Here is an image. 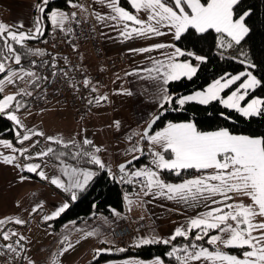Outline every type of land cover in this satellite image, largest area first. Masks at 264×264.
Segmentation results:
<instances>
[{
  "label": "snow or ice",
  "instance_id": "obj_1",
  "mask_svg": "<svg viewBox=\"0 0 264 264\" xmlns=\"http://www.w3.org/2000/svg\"><path fill=\"white\" fill-rule=\"evenodd\" d=\"M104 2L111 12L99 13L97 19L106 17L107 20L119 25L121 30L118 34L122 39L132 36H160L166 31L173 33L174 39L178 41L189 28L201 34L213 29L220 36L218 48L231 49L233 45H240L251 31L249 24L246 23V17L249 16L251 9L239 13L234 11L238 0H131L135 13L121 6L119 0H104ZM67 3L80 9L85 8V5L78 0H67ZM141 10L146 12L147 19L140 17ZM39 11L43 13L44 8L41 7ZM46 15L54 30L61 29L66 33L74 31L71 27L73 22L79 23L76 20V12L55 8ZM6 29L8 30L5 33ZM42 32L43 24L39 15L36 17L34 32L18 31L14 26L9 27L0 23V37H4L5 47L8 50L7 55L0 58V73H6L0 78V92L4 91L6 83L24 82V86L19 87L18 91L0 97V114L6 115L15 123V139L20 141L21 145L17 148L12 140L0 139V145L11 149L8 153L0 152V159L5 163L18 165L21 171L27 169L36 173L67 194L64 202L54 204L49 211L44 209L46 201L40 200L32 206L31 213H40L41 219L45 222L61 217L96 175L92 167L79 166L86 162L98 169L106 170L114 178L124 180L126 176L132 183L138 185L143 196L163 195L169 199L183 200L189 207L203 205V211L188 218L186 224L175 227L170 236H139L134 241L137 245L157 242L170 244L178 236L188 238L195 229L194 238L189 243L172 245L167 255L173 256L182 252L177 258L182 259L183 264H188V261H200L202 258L210 264H264V135L236 132L223 126L205 131L201 130L194 120L179 122L169 120L166 126L153 130L152 124L160 118L157 114L152 117L149 126L143 129V134L137 133L139 141L148 142L151 166L145 165L134 170L131 168L132 161L138 160L144 153L143 144L136 142L130 144L128 148L131 159H126L117 165L119 170L117 176L100 154L101 146L94 144L87 135L79 137V134H76L79 138L78 146L77 138L65 139L61 135H48L40 128L29 127L22 118L20 109L25 108L27 104L24 97L33 95V91L41 88V81L47 80V77L37 75L34 67H13L9 61L14 60L16 65H20L25 56L44 55L46 50L27 48V52L22 53L8 43V39L11 38L13 42L27 47L26 39L35 38ZM72 47L75 49L77 45L73 44ZM157 49L171 50L162 59L153 62L150 72V78L159 81L158 87L153 85L158 103L163 111H167L164 105L172 103L175 94L171 93L166 85L181 78L191 79L201 66L199 62L207 61L208 56L168 42L151 43L146 47L129 49V51L143 53ZM189 58H194L197 63ZM37 63L36 59L29 61L30 65ZM243 63L248 66L243 71L234 73L224 71L203 89L178 95L176 103L183 106L189 101H197L209 105L217 101L228 109L238 111L243 117L264 115V97L254 96L245 104L241 103L249 95L250 90L264 84V81L249 70L255 69L256 64L247 59ZM56 64V59H52L51 65L55 68ZM57 70L67 75L63 69ZM133 71L138 70L133 69ZM242 77L244 79L234 90H230L226 95L222 94L225 89H230L231 85L241 81ZM89 83L90 78L86 76L83 84L87 86ZM93 91H95L94 87ZM119 91L129 90L121 88ZM98 99L106 101L107 94L99 96ZM96 100L97 97L93 96L88 103L91 104ZM220 115L229 120L233 119L226 112H221ZM84 131L86 132V129ZM39 137L50 143L40 148L42 141ZM128 139L131 141L132 136ZM25 142H28L27 145ZM57 145L62 146L64 151H60ZM68 156L76 163L69 164L65 159ZM20 157H24V162H21ZM36 158L43 159L37 162ZM50 164L58 169L60 174L55 172L50 174L46 171ZM190 169L198 174L179 182H168L161 176V170H169L180 175ZM62 176L67 177V181L62 179ZM25 179L24 175L19 176L20 181ZM241 197L250 198V202H246ZM17 204L19 205V201ZM111 211L117 213L115 208ZM12 221L21 225L27 223L19 215L5 216L0 219V226ZM75 223L72 221L73 225ZM210 232L212 234H209ZM97 234L95 231L88 233V235ZM0 236L5 241L12 240V243L2 245L4 250L11 252L13 256L28 259L25 255V246L22 244V241L27 240L26 236L12 228L0 231ZM205 236L209 244L214 246V250L197 243ZM105 242L109 241L105 240ZM72 247L73 241L64 236L59 251L62 253ZM228 247L246 250L241 256L227 251ZM113 250L123 251L120 248L110 247L96 248L94 251L98 256L100 253ZM28 264H36V261L28 259ZM125 264H165V260L156 256L153 260H127Z\"/></svg>",
  "mask_w": 264,
  "mask_h": 264
},
{
  "label": "crops",
  "instance_id": "obj_2",
  "mask_svg": "<svg viewBox=\"0 0 264 264\" xmlns=\"http://www.w3.org/2000/svg\"><path fill=\"white\" fill-rule=\"evenodd\" d=\"M128 1L131 4V0ZM22 2L25 3L26 7L24 6V9H19V6L21 5ZM43 2L44 0H0V20L4 22L3 24H5L4 21L5 18L3 17L4 14L3 10L6 11L10 10L8 12H10L11 16H13L16 20H20V21L16 23V25L18 26L12 25L9 27L14 26L23 29L21 26H24L25 19L29 20V22H31L32 19L36 20V17L38 16L39 13V6ZM78 2L84 4L85 8L80 9L79 7H76L75 9L71 8V10L76 12L78 15L80 14L79 16H81L82 18L94 19V21L97 23L98 31L106 54L110 56L116 54H124L127 58V64L123 67L116 68L113 71V76L107 86L94 87L95 91H93V87L90 88L89 98L91 99V97L96 96L97 100L89 104L88 110L83 115L76 117V111L69 106L49 105V107L50 110H54L55 112L57 111L58 115L63 118H66L67 116L68 117L72 116V119L74 117L75 120H77L81 124H84L85 128L86 127L94 128L97 132L100 133L101 131H103L107 136H110V139H108V152H107L106 162L109 165V167H111L112 172L117 174L118 176L119 170L117 168V165L126 159H131V156L128 154V148L130 144L140 142L144 146V153L148 152V142L139 141V135H137V133L143 134V129L147 127V125L151 122L152 117L154 115H157L161 108L160 104L158 103V98L156 97V89L153 87V85H156L158 87L159 81H157L154 78H150V72L153 68V62L157 59H162L164 55H167L171 51L170 49H157V50H150L141 53L138 51H129V49H138L140 47H146L151 43H157V42L175 43L176 40L174 39L173 33H169L166 31L164 32L163 35L160 36H150V37L132 36L131 38L128 39H122L118 34L120 29L119 25H117L113 21L107 20L106 17L104 19H97V15L99 13L111 12V9L107 7V4L104 2V0H78ZM95 6L105 8V11L104 10L98 11L95 9ZM10 7L14 9H12L11 11V9H9ZM133 12L135 13L134 8H133ZM139 15L141 18L147 19V14L143 10H141ZM50 25L51 27H53L51 22ZM107 26H108V30H107ZM29 29L31 30L32 28L29 27ZM43 34H41L40 36H42ZM40 36H37L35 38H39ZM26 46L28 48L45 49L46 54L35 55V57H39V58L47 57L51 52L47 50V48L40 43L30 42V44H27ZM219 50L223 54L231 56L229 55V53H231L232 50L229 51V53H226V51L220 48ZM65 54L66 53L63 51L58 54L59 56L56 54L59 57L60 62L63 61ZM81 58L88 63L91 64L94 63L92 54L88 50L81 54ZM193 62L197 63L195 60H193ZM11 66L25 67V66L16 65L14 60H12ZM133 69H137L138 71H133ZM36 72L37 75H39V70H37ZM169 83L168 85H166L167 88L169 86ZM12 85L14 84H11V86ZM15 85H17V88L12 86V89L16 88V90H18L19 87L24 86V82H18ZM121 88L128 89L129 91L121 92L119 91V89ZM34 93L35 91H33V94ZM104 94H107V100L106 101L99 100L98 97ZM189 102H197V101H189ZM117 121H119V123H116ZM68 128L70 132L72 129L71 126H69ZM81 133L84 134L83 130L81 131ZM129 136H132L131 141L128 139ZM25 145H27V142H25ZM0 147L3 149L4 153L5 152L8 153L11 151V149L5 148L3 145H0ZM166 155L168 154L166 153ZM141 156L142 155H140L139 158ZM142 167L144 166L138 167L136 163L133 166H131L132 169L142 168ZM26 174H28V172ZM31 177L33 178V180L32 182H28V184L30 185L34 183V180L41 181L38 175L32 176L31 174ZM64 179L65 181H67L66 177ZM123 181L125 183L124 196H123L124 211L120 214H116L114 218L108 217L109 220H107L108 223H106L107 227L104 230L105 233L98 236L96 240L93 241V243L86 249L85 255L81 261V263L83 264H88V262L93 257V254L95 252L94 250L96 248H101V245L105 243V240L108 241L112 239L113 241L112 230L123 223L148 219L149 215H151L156 221L157 225L155 226L151 222H149L148 230L142 236L161 235L168 237L171 235L175 227H177L178 225L186 224L188 218L204 210L203 205H194L192 207H189L183 200L169 199L168 197L163 195L157 196L154 194H150L148 196H143L137 184L132 183L131 180L128 179L126 176ZM59 193L61 194V192ZM241 198L245 199L246 202H250V198H244V197ZM1 217L2 216L0 215V219ZM96 217L97 215L94 218ZM104 221H106V219ZM95 226L96 225H92L91 227H89L91 228L89 230H92ZM66 228L70 229L69 231L74 230L73 233H75L78 226L75 227L73 226L72 223H68L62 226L58 232ZM85 233H89V231ZM75 234L80 235L81 233H75ZM6 242L12 243V240L10 239L7 240ZM25 243L26 242H24L23 244ZM157 243H162V242H157ZM130 245H137V244L132 242ZM103 248H105V246H103ZM228 249L242 250V253L244 250H246L237 247L226 248V250ZM25 250H26L25 255L27 256L28 259L36 261V264H43L41 262L42 260L41 252L33 253V255L30 256V254L28 255L27 252V245H25ZM210 250H214V249H210ZM242 253L240 254L241 256ZM233 254L239 255L237 253H233ZM28 259H23V263L28 264ZM153 259L154 258L141 259L138 257H128L123 259L109 260L101 264H125L127 260H153ZM165 264L168 263L165 262ZM181 264H183V260H181ZM188 264H210V262L202 258L200 261H188Z\"/></svg>",
  "mask_w": 264,
  "mask_h": 264
},
{
  "label": "trees",
  "instance_id": "obj_3",
  "mask_svg": "<svg viewBox=\"0 0 264 264\" xmlns=\"http://www.w3.org/2000/svg\"><path fill=\"white\" fill-rule=\"evenodd\" d=\"M43 4L44 3L40 4L39 7L43 6ZM120 4L121 6L133 11V7L128 0H120ZM71 5L72 4L67 3V0H51L46 4V8L42 13L46 23L45 33L37 39L29 40V42L40 43L51 52L47 57L39 58L35 56H25L21 60V64L18 65L34 67L36 71L39 70V75L47 77V80L41 81V88L35 89V92L45 89L48 83L59 73V70L57 69H61V62L58 54L62 51L45 46L44 44V39L47 36V33L49 30L53 29L50 25V19L46 13L55 8H59L64 11L71 10ZM246 9H251L249 16L246 17V23L249 24L251 31L242 42L248 47L249 60L256 64L255 69L249 70L253 71L259 79L264 81V0H239L238 4L234 6V11L237 13ZM0 23L4 22L0 20ZM15 28L18 31H25L19 27ZM6 31L7 30H5V33ZM219 38V34L213 29H210L207 33L201 34L196 32L194 29L189 28L187 33L182 34L180 40L175 41V43L180 47H185L189 50L197 51L198 54L208 56V60L200 63L201 66L198 69L197 74L191 79L181 78L178 81H172L169 83V91L175 94L173 102L166 103L164 105V108H167V111H163V109L160 108L158 112L160 119L154 130L164 127L169 120H172L173 122L194 120L197 123V126L201 130L205 131L214 130L217 127L223 126L229 127L230 130L236 132H244L252 135H264V115L243 117L238 111L228 109L217 101H213L209 105H203L198 102H187L185 105L180 106L176 103V97L178 95L189 94L194 90L203 89L211 82L212 79H215L224 71L234 73L237 71H243L245 67H248L241 60L225 54L221 55L222 52L218 48ZM8 43L12 44L10 38L8 39ZM14 47L17 51L22 53H26L28 48L17 43L14 44ZM7 51L4 37H0V58L6 56ZM31 59H36L38 63L36 65H30L29 61ZM52 59H56L57 61L55 68L51 65ZM192 59L194 60V58ZM45 61H48V63H45ZM11 62L12 60L9 61L10 65ZM4 75H6V73H0V78H3ZM243 79L244 78L242 77L241 81L231 85L230 89H226L223 94L226 95L230 90H234ZM2 96L3 94L0 92V97ZM254 96L264 97V84L258 85L254 90H250L244 103ZM32 97L33 96L24 97L27 104L25 108H22V110L29 107ZM221 112H226L228 115L232 116L233 119L229 120L225 116H221ZM15 131V124L6 115L0 114V138L10 139L17 147H20V141L15 139ZM57 148L60 151H64L62 146L57 145ZM65 159L69 164L76 163L70 156L65 157ZM136 165L138 167L145 165L151 166V155L149 152L143 153V155L136 161ZM79 166L92 167L93 170L96 171V175L92 178L87 189L79 193L78 199L71 202L70 208L66 210L61 217H58L48 223L51 224L56 231H59L62 226L71 223L72 221H75V224H81L87 220L93 219L98 214L114 218L117 213L120 214L124 211L123 196L125 183L122 185L117 178L108 174L106 170L98 169L96 166L90 165L86 162L79 164ZM196 174L198 173L191 169L186 172H182L180 175H177L169 170H161V176L168 182H179L184 178ZM57 190L67 198V194L64 193L63 190L59 188H57ZM112 208H115L117 213H113L111 211ZM195 232L196 230L194 229L192 235L188 238L178 237L170 244L152 243L146 245H123L113 240L114 242H112L110 248H120L123 249V251L113 250L100 253L98 256H96L94 252L93 257L88 264H101L109 260L128 257L151 259L156 256H160L168 264H181L180 259L174 256H168L167 253L171 250L172 245L179 246L184 243H189L194 238ZM209 234L212 233L210 232ZM0 240L4 244L7 243L4 241L2 236H0ZM197 243L203 244L204 247L214 249V246L209 244L207 236H205L202 241H197ZM103 246H105V248L109 247L106 242L101 245V248ZM227 251L230 253H237L239 255L242 253V250L237 249H228Z\"/></svg>",
  "mask_w": 264,
  "mask_h": 264
},
{
  "label": "rangeland",
  "instance_id": "obj_4",
  "mask_svg": "<svg viewBox=\"0 0 264 264\" xmlns=\"http://www.w3.org/2000/svg\"><path fill=\"white\" fill-rule=\"evenodd\" d=\"M49 1L51 0H47V2L45 3L44 0L43 2L44 4L43 6H41L44 8V10L46 8V4ZM24 6L25 3L22 2L21 5L19 6V9H24ZM41 7H39V9ZM72 8L75 9L76 7L72 5ZM9 9H11L12 11V9L14 8L10 7ZM95 9L98 11L101 10L105 11V8H101L98 6L97 7L95 6ZM8 11L3 10L4 13L3 17L5 18L4 20L5 24L8 26H12V25L18 26L16 25V23H18L20 20H16L13 16H11L10 12ZM38 15L40 16L43 24V32H42L43 34L46 27V23L40 11ZM24 21L25 24L24 26L21 27L25 31L34 32V25L36 23V20L32 19V21L29 22V20L25 19ZM29 27H31L32 29L30 30ZM107 30H108V26H107ZM120 30L121 29H119V31ZM33 39L34 38L26 39L25 44L26 45L30 44L29 40H33ZM14 44L16 43L12 41L13 46ZM223 50L226 51V53H229V51L232 50V52L229 53V55L231 56L233 55L232 57L238 60L241 61H244L245 59L249 60L248 47L243 42L240 45H233L231 49H223ZM12 86L17 88V85L15 84ZM12 86L11 84L6 83L4 86V91L2 92L3 95L18 91L16 90V88L12 89ZM244 101H242L241 103L245 104ZM20 114L22 118L25 120V122L29 125V127L35 126L37 128H40L48 135H61L65 139H69L72 137L76 138L77 137L76 134L79 133H80L79 137H83L84 135H87L90 139H92L95 142L96 145L101 146L100 154L102 155L103 159L106 161L107 152H108V139H110V136H107L103 131L99 133L94 128H87V127L85 128L84 124H81L80 122L75 120L74 117L72 119V116L70 117L67 116L66 118H63L58 115L57 111L55 112L54 110H50L49 106L44 107L43 111H41V109H36L33 108L31 105H29L28 108L20 110ZM68 125L71 126L72 128L70 132ZM85 129L86 132L84 131ZM82 130L84 134L81 133ZM39 139L42 141L40 148H43L46 144H48V142L43 137H39ZM0 152H4L1 147H0ZM40 159L43 158H36L37 162H39ZM20 160L21 162H24L23 157H20ZM46 171H48L50 174L53 172H55V174H60L59 170L52 167L51 164L49 165V167L46 168ZM27 172L28 174H26ZM29 173H31L34 176L37 175L36 173H32L27 169L21 171L18 165H11L3 162V160L0 159V215L2 216L1 219H3L5 216L19 215L24 220L27 221V223L23 225L17 224L14 221L9 222L8 224L0 226V231L6 230L8 228H12L22 233L24 236H26L27 240L22 242L23 243L26 242L24 246L27 245L28 255L30 254V256H32L33 253L41 252V259H42L41 262L43 264H47V263L54 264V261L55 264L56 263L83 264L81 263V261L85 255L86 249L93 243V241L96 240L98 236L105 233L104 230L107 227L106 223H108L107 220H109V218L103 214H98L97 217L94 219L87 220L81 223L80 225L78 224L73 225L75 227L78 226L75 233H81V234L84 233L82 235L81 234L76 235L75 233H73L74 230L71 229L72 231H69L70 229L68 228L62 229L60 232L56 231V229L53 228L51 224H48L52 220L47 222L43 221L41 219L40 213H31V208L35 203L39 202L40 200H44L46 201L44 205V209L45 211H49L51 210L54 204H59L64 202L66 200V197L60 194L56 190L58 188L57 186L52 185L50 181L43 180L41 177H39L41 181L34 180V183L32 185L28 184V182H32L33 180L31 174ZM20 175H24L26 177V180L20 181L19 180ZM64 178L65 177L62 176V179ZM17 201H19V205L17 204ZM105 219L106 221H104ZM92 225H96V226L92 230H89L91 229L89 227H91ZM87 231L89 232L95 231L98 234L88 235V233H85ZM64 236H67L71 241H73V247L61 253L59 250L61 247L62 238ZM108 241L109 242L107 243V245L110 247V245L114 241H112V239Z\"/></svg>",
  "mask_w": 264,
  "mask_h": 264
},
{
  "label": "built area",
  "instance_id": "obj_5",
  "mask_svg": "<svg viewBox=\"0 0 264 264\" xmlns=\"http://www.w3.org/2000/svg\"><path fill=\"white\" fill-rule=\"evenodd\" d=\"M76 20L79 23L71 24L74 29L72 33H66L61 29H51L44 39L45 46L66 53L61 62V69L67 72V75L59 71L45 89L36 92L30 100L33 108L43 109L49 105H63L73 108L76 111V117L83 115L89 108L90 88L107 86L113 71L127 64L124 54L111 56L106 54L94 19L82 18L77 14ZM73 44L77 45L75 49L72 47ZM87 50L92 54L93 64L81 58V54ZM86 76L90 78L87 86L83 84ZM118 181L124 184L123 180L118 179ZM149 222L157 225L151 215L148 219L123 223L112 230V237L120 244L130 245L137 237L145 234ZM3 244L0 240V264H24L20 256H13L11 252L4 250ZM178 255H182V252L173 254L176 258Z\"/></svg>",
  "mask_w": 264,
  "mask_h": 264
},
{
  "label": "water",
  "instance_id": "obj_6",
  "mask_svg": "<svg viewBox=\"0 0 264 264\" xmlns=\"http://www.w3.org/2000/svg\"><path fill=\"white\" fill-rule=\"evenodd\" d=\"M159 116H160V115H159ZM159 119H160V118H159ZM159 119H158V120H156L154 124H152V129H153V130L156 128V126H157V124H158V121H159ZM148 126H149V124L147 125V127H148ZM147 127H146V128H147ZM135 163H136V160L132 161V164H131V166H133ZM66 178H67V177H66ZM90 182H91V181H90ZM90 182H89V184H90ZM89 184H88V186H89ZM88 186H87V187H88ZM87 187H86V188H87Z\"/></svg>",
  "mask_w": 264,
  "mask_h": 264
}]
</instances>
